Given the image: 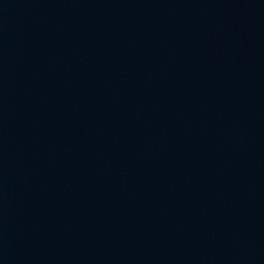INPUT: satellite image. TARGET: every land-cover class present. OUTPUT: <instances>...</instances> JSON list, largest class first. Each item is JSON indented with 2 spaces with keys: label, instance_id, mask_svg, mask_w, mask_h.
<instances>
[{
  "label": "water",
  "instance_id": "obj_1",
  "mask_svg": "<svg viewBox=\"0 0 264 264\" xmlns=\"http://www.w3.org/2000/svg\"><path fill=\"white\" fill-rule=\"evenodd\" d=\"M0 264H120L45 141L1 46Z\"/></svg>",
  "mask_w": 264,
  "mask_h": 264
}]
</instances>
